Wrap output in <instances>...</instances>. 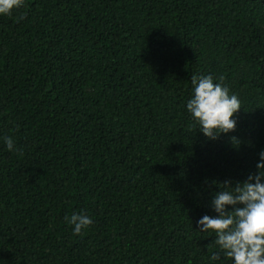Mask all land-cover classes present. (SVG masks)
<instances>
[{
  "label": "trees",
  "instance_id": "obj_1",
  "mask_svg": "<svg viewBox=\"0 0 264 264\" xmlns=\"http://www.w3.org/2000/svg\"><path fill=\"white\" fill-rule=\"evenodd\" d=\"M209 74L242 106L214 140L186 107ZM261 151L264 0H24L0 15V264H234L211 259L198 221ZM73 213L94 223L76 235Z\"/></svg>",
  "mask_w": 264,
  "mask_h": 264
},
{
  "label": "clouds",
  "instance_id": "obj_2",
  "mask_svg": "<svg viewBox=\"0 0 264 264\" xmlns=\"http://www.w3.org/2000/svg\"><path fill=\"white\" fill-rule=\"evenodd\" d=\"M23 5L24 0H0V15L11 16L14 9ZM218 79L219 82H214L215 78L210 74L192 75L194 95L186 105L199 130L213 140L220 133L235 131L237 122L233 117L242 107L239 97L230 93L229 87L223 83L224 77ZM233 140L235 142L236 138L233 137ZM3 142L9 151L22 152V149L16 148L12 137H3ZM259 155L258 173L235 185L224 181L212 201L218 215H204L198 221L202 226L199 229L201 232L215 233L219 251L213 252L212 260H220L223 255L234 260V264H264V151ZM229 205L231 210L226 207ZM65 220L74 226L76 235L94 223L83 213H73Z\"/></svg>",
  "mask_w": 264,
  "mask_h": 264
}]
</instances>
